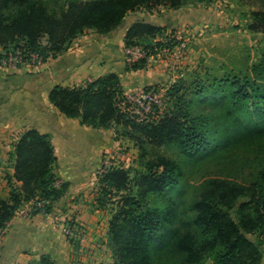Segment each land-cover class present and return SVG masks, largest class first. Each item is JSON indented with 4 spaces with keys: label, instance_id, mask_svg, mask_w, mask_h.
<instances>
[{
    "label": "trees",
    "instance_id": "trees-1",
    "mask_svg": "<svg viewBox=\"0 0 264 264\" xmlns=\"http://www.w3.org/2000/svg\"><path fill=\"white\" fill-rule=\"evenodd\" d=\"M186 4L187 0H65L54 9L49 0H0V47L4 52L22 49L39 52L45 59L56 57L87 30L108 34L130 13L158 7L179 10ZM254 18L260 29L264 28V13L256 12ZM163 31L160 26L135 22L126 34V46L140 45L155 53L161 45L155 41L164 38ZM44 37L47 46L40 43ZM144 64L146 61L127 65V69H143ZM168 93L176 99L173 108L146 123L122 109L124 95L117 74L85 87H55L50 92L51 103L67 117L79 118L93 128L114 125L116 134L134 142L143 159L151 154L149 148L169 144L176 145L191 163L223 152L251 157L254 173L248 184L213 180L187 208L181 205L182 167L171 159L157 156L146 163L134 185L137 192H133L130 171L118 169L104 175L101 194L119 195L109 224L108 246L114 264H262L256 235L264 232V86L230 74L190 85L180 81L172 84ZM187 93L193 98H187ZM209 96L223 108L218 120L193 112V100L203 102ZM213 121L224 127L219 137ZM13 161L14 175L6 176L10 201L0 199V226L25 202H50L43 207L49 213L67 188L66 184L55 186L58 180L52 166L56 157L50 135L26 131L15 146ZM14 180L21 186L16 187ZM155 199H164L166 206L154 207ZM99 201L105 205L102 197ZM31 264L56 262L44 255Z\"/></svg>",
    "mask_w": 264,
    "mask_h": 264
},
{
    "label": "crops",
    "instance_id": "crops-1",
    "mask_svg": "<svg viewBox=\"0 0 264 264\" xmlns=\"http://www.w3.org/2000/svg\"><path fill=\"white\" fill-rule=\"evenodd\" d=\"M188 11L193 9H168L140 19L138 11L130 13L118 29L108 34L87 30L66 51L49 56L41 67L0 68V169L6 175H14L15 146L26 131L35 129L51 136L56 157L52 173L58 182L67 185L49 213L40 210L30 219L14 215L6 223V234L0 243V264H31L44 255L56 264H86L87 260L77 259L84 246L95 251L100 247L106 249L108 224L106 229L104 222L105 215L111 214L99 201L101 169L105 159L122 148L126 138L116 134L114 125L93 128L83 125L79 118L67 117L51 103L50 92L55 87H85L109 74L120 77L124 96L160 83L164 86L167 65L127 69L126 34L138 21L160 27L182 23L189 16ZM3 52L0 47V54ZM170 86L171 80L167 90ZM13 183L21 186L15 180ZM34 201L41 205L39 208L50 203ZM65 222L83 225L87 240L71 245L57 227Z\"/></svg>",
    "mask_w": 264,
    "mask_h": 264
},
{
    "label": "rangeland",
    "instance_id": "rangeland-1",
    "mask_svg": "<svg viewBox=\"0 0 264 264\" xmlns=\"http://www.w3.org/2000/svg\"><path fill=\"white\" fill-rule=\"evenodd\" d=\"M49 3L52 8L57 9L65 3V0H54V2L49 0ZM183 8L193 9V11H188L189 16L184 22H171L163 27L164 40L159 37L161 45L158 49H162V53L158 61H146L144 64L145 68H154L160 64L169 66L164 86L160 83L157 86L148 87L149 89L143 88L144 90L157 89L160 94L162 106L157 109V117H162L164 113L170 111L176 101L174 97L170 98L169 89L167 90L170 80L171 85L180 81H187L190 85L192 81H205L212 77H224L231 74L242 79L247 77L251 83H260L264 86V28L260 29L254 18V13H264V0H187ZM166 10L168 9L165 7H158L152 12L143 8L138 11L137 17L143 18L148 13L159 15ZM177 37H182V41L187 43V48L180 58L174 57L181 43ZM40 43L42 46H47L48 38L44 37ZM186 97L193 98L188 93ZM211 100H214L211 96L203 102L201 99H194L192 107L194 114L218 120L220 113H223V108L212 103ZM259 101L261 105V99ZM251 104L248 106L250 107ZM212 127L216 136L219 137L224 133V127L220 124L217 126L214 121ZM124 141L122 148L117 150V154L111 159L120 161L122 168L131 172L133 192H137V187L134 185H137V177L145 172L146 163L157 156H162L178 162L182 167L180 194L181 205L184 208L197 202L201 193L213 184L211 181L228 180L248 184L254 173L253 164L249 160L251 157L245 155L244 159L243 153L233 156V153L223 152L204 162L191 163L180 154V149L176 145L169 144L155 150L149 148L148 151L151 154L143 159L140 149L134 142L128 139ZM5 175L6 173L0 169V199L10 201V188L6 183L7 175ZM108 193L101 195L111 214L105 215L106 222H104L106 229L108 224L107 244L109 224L117 209L119 196L115 192ZM152 205L164 207L166 203L164 199H155L152 200ZM36 209L37 212L44 211V208ZM61 224L57 225L60 232ZM61 234L63 235L62 232ZM256 237L263 252L262 264H264V232L257 234ZM85 240H87V233ZM102 246H105V242ZM81 251L77 259L87 260L86 264H114V257L109 246H106V249L100 247L98 251L84 246Z\"/></svg>",
    "mask_w": 264,
    "mask_h": 264
},
{
    "label": "built area",
    "instance_id": "built-area-1",
    "mask_svg": "<svg viewBox=\"0 0 264 264\" xmlns=\"http://www.w3.org/2000/svg\"><path fill=\"white\" fill-rule=\"evenodd\" d=\"M177 39L181 41V43L174 53V57L180 58L187 48V43L182 41V37H177ZM158 42L161 43L159 39L155 41V43ZM162 43H165V41H162ZM155 51V53H152L144 46L140 45L125 46V62L127 65H134L142 61L156 62L162 53V49H158V47H156ZM46 61L47 59H45L41 53L31 51L26 52L22 49L11 50L0 54V68L3 69L16 70L26 66L38 68L43 66ZM161 106L162 102L157 89L137 90L130 95L124 96V100L122 102V109L128 113L130 117L138 122L146 123L152 122L158 118L157 109ZM116 154L117 152L113 156L105 159L101 169L102 176L108 174L112 170L123 169L122 165H120V161H117L116 159V161H113L111 159L114 158ZM60 185L61 183L58 181L55 184L56 187H59ZM40 206L37 201L25 202L18 207L15 215L30 219L33 217L34 212L37 211L36 208H39ZM6 227V225L0 226V243L6 234ZM60 230L73 246H76L77 244L81 245L85 240L86 229L81 224L65 222L61 224Z\"/></svg>",
    "mask_w": 264,
    "mask_h": 264
}]
</instances>
